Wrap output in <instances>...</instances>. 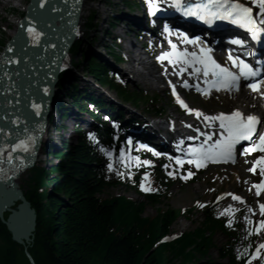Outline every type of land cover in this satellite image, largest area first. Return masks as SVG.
<instances>
[{"label":"trees","instance_id":"16d2710c","mask_svg":"<svg viewBox=\"0 0 264 264\" xmlns=\"http://www.w3.org/2000/svg\"><path fill=\"white\" fill-rule=\"evenodd\" d=\"M78 46L75 42L71 52H77ZM85 66L98 82L116 88L125 99L145 100L139 92L124 90L97 59ZM154 109L159 111L156 105ZM96 162L84 141H77L64 162L52 167L62 175V179L48 180L56 181L54 195L43 187L46 173L41 165L27 170L20 187L36 212L33 239L26 246L16 243L0 220V264H31L25 250L35 264H242L224 246L218 248L222 260L208 256L213 233L229 231L211 208L205 209L203 220L192 230L172 241L158 242L181 211L158 208L155 216L143 217V202L123 195L100 197L103 188L114 182L106 180ZM143 197L147 203H160L158 194Z\"/></svg>","mask_w":264,"mask_h":264},{"label":"water","instance_id":"95a60500","mask_svg":"<svg viewBox=\"0 0 264 264\" xmlns=\"http://www.w3.org/2000/svg\"><path fill=\"white\" fill-rule=\"evenodd\" d=\"M82 6L83 0H43V6L41 0H28L14 34L0 53V148L4 149L0 153V220L21 245L33 239L36 212L19 187V175L34 162L55 76L77 35ZM29 27L41 34L35 43ZM33 103L41 105L39 116ZM29 135L36 137V143L27 152H12L9 162L11 146ZM25 254L35 264L27 250Z\"/></svg>","mask_w":264,"mask_h":264},{"label":"snow or ice","instance_id":"6c2138e0","mask_svg":"<svg viewBox=\"0 0 264 264\" xmlns=\"http://www.w3.org/2000/svg\"><path fill=\"white\" fill-rule=\"evenodd\" d=\"M146 4L148 7V12L150 15H154L156 11L159 10L158 0H146ZM41 6H43V0H41ZM173 6L179 10L183 11V14L186 16H195L200 20L205 21L206 23L211 24L213 20H228L233 24H237L242 28H245L255 39L257 35L261 32L260 24L264 23V0H249V3L243 2V0H199L196 3H182L181 0H173ZM254 8L257 11L254 13ZM168 30L167 28L165 29ZM29 35L32 37L33 42H37L39 36L41 35L34 28L29 27L27 29ZM199 37L195 39H189L188 37H184V42L189 44H197L199 41ZM171 43V42H170ZM235 43L243 44V41H235ZM172 51L165 52L157 59L163 61L165 59L169 60L170 63L176 64L178 62H183L188 65L200 64L203 66V75L205 77L209 76L211 73L213 80L210 81L212 87H223L231 90L232 88H236L238 90V82L241 77H255L258 75L257 71H255L249 64L240 60L238 57L233 58L229 55V59L232 60L233 66L239 68V73L230 71L227 67H222L218 64L208 52L210 50L201 49V54L197 56L195 52H188L187 49L183 51L177 50V45L172 44ZM11 51V49H9ZM11 62V61H5ZM195 71L199 72L201 69L197 68ZM206 83H209L206 81ZM264 85V80H257L254 83L248 84V87L253 91L260 92V86ZM184 86L187 87V81L184 82ZM199 90V89H198ZM45 92L48 91L47 88L44 89ZM173 94L176 96L177 102L184 107L188 112H194L195 115L199 118L203 116V119L206 122H219V139H216L214 142L212 141L214 133L205 132L202 135L205 137L204 142L197 147L190 146L187 150V154L192 157L189 159L187 163L195 164L197 168L205 167L206 163L211 162H227L231 160L235 162V153L236 146L240 144L242 141H249L250 143L243 147L241 155H247L253 152L264 153V132L258 131V125L260 123V118L255 115H243L239 110H234L230 114L219 113L214 116H208L202 113L199 109H191L185 103L184 100L180 98V96L173 89ZM261 96H264V92H260ZM32 108L35 109V114L37 116L40 115L41 105L37 103L32 104ZM13 123H18V121H12ZM209 127L212 126L211 123L208 124ZM191 127V125H189ZM3 129H0L2 132ZM199 132V129H197ZM258 137V138H257ZM90 139H95L94 134H89ZM195 137H189V139H194ZM36 143V137L33 135H29L27 140L20 139L17 143L11 146V151L8 153L9 162L12 159V152L17 150H21L24 152L29 151V148ZM182 143V141H181ZM141 147L147 148L146 145H142ZM151 151L153 155L159 156L160 153L156 152L154 149H147ZM4 151L3 148H0V153ZM101 151L104 152L111 160L112 153L107 151L106 149L101 148ZM121 161L125 162V166L131 164V161L134 159L136 162V166H151L152 162L149 160H140V157L128 158L125 161V152L121 150L120 152ZM176 164L183 166L185 161L180 157L175 158ZM108 169L111 171L113 169V164L109 162L107 165ZM167 167V166H166ZM257 169H259V175L261 176V180L259 183L253 184V188L256 189V195L260 196L262 192H264V155L258 156L253 162L252 167L249 168L250 172L256 174ZM117 175L123 176V173L117 172ZM169 175H173V173H169ZM194 175L193 172L189 171L188 175L183 177L184 179L190 178ZM148 173L144 174V177L141 180L140 187L143 191H155L150 187H146L144 181L147 180ZM232 196V199L235 201H239L240 203H246L242 197L237 196L235 194H228ZM219 199V198H218ZM203 207L204 205H199ZM260 215L264 217V203L259 204ZM249 212H253V209L249 208ZM234 211L237 209H232L229 206L228 209H225L224 213L232 215ZM245 220L249 225L255 223L256 227L249 228V235H252L253 232L259 235L262 230H264V219L254 222L249 217H245ZM232 221H228V225L231 226ZM167 239V237L165 238ZM261 249H264V242H261L254 253H252L246 264H251L252 260L260 257L262 261H264V257H261ZM248 250L245 249L243 253L238 255V258L242 255H247Z\"/></svg>","mask_w":264,"mask_h":264},{"label":"rangeland","instance_id":"374dc122","mask_svg":"<svg viewBox=\"0 0 264 264\" xmlns=\"http://www.w3.org/2000/svg\"><path fill=\"white\" fill-rule=\"evenodd\" d=\"M6 1V0H3ZM27 0H22V4H26ZM108 1L109 3L106 4L105 2ZM20 0H13V4H18ZM116 2H120V0H86L85 1V7L83 10V19L82 21L86 20L87 15L88 17L92 16L94 18V23L97 22V26L102 23L103 18L114 14V13H119L121 14L122 12L124 13V8L122 5L116 4ZM92 5L97 6L99 8L100 14H98L97 10L92 9ZM21 10L18 8H12L10 4L6 5L4 9H0V50L2 49L3 43L10 37L12 32L14 31L15 24L12 23L11 18L14 19L15 17H20L21 16ZM97 16V17H95ZM99 16V18H98ZM94 34V29L89 32V34H86L83 38L84 41H80V49L87 50L90 49V45L95 47L96 43L94 44L90 42L92 41L91 39L93 38L92 35ZM132 38V36H130ZM3 41V42H1ZM75 61H77V57L81 58V53H78L77 56L72 55ZM83 69V66L79 62L78 68H75L76 72H81ZM119 73L122 76V80L127 83V86L130 90L133 89H139L144 92H148L151 95L153 94H158V101L159 105L163 106L165 108L164 116L162 118V121L166 120V116L171 115L172 117L175 115L173 108L170 106L169 103V97L167 96V90H161V89H153L150 87H146L142 84H134L131 81H128V78L124 77L122 73L119 71ZM138 77H147L149 81L153 85L154 84L153 79L148 75L146 72L143 74H136L135 78ZM90 79H92L90 77ZM165 88V84L162 83ZM99 91L105 93L106 95H109L111 97V102H115L118 104H121L125 108H129L133 110L134 114L138 117H143L147 116L148 114H151V112L147 111L146 109V104L145 103H139L135 105L131 101H124L121 99V97L113 90L109 89L108 87H102L99 88ZM188 95L191 98V101L194 106L200 107L203 109L205 113L207 112H220V111H230L234 108H237L238 106H241L240 101L231 102L228 103L222 98L218 97H213L209 101H204L199 98L194 97L192 93H188ZM164 127L166 126V123L163 125ZM155 164L158 162L155 161ZM242 168L241 176L240 179H234L232 176L229 175V171H231L230 168L227 167H209L205 169L203 172H200L197 175L196 180L193 181H186V180H178L174 181V183L169 187L168 190V198L165 199V204L169 205L170 208H188L191 207L192 205L198 206L199 204L205 202L207 204H212L216 203V195L218 193H221L226 190H234V191H241L243 192L244 187L243 185L248 181L247 180V164H243V167L241 166H236V169ZM26 172L24 171L22 174L19 176V182H21L24 178H26ZM254 180L256 178H253ZM245 193V192H243ZM123 194L127 197L132 198L133 200H140V197L135 193L133 189H126L123 186H113V187H105L103 189V192L100 196L106 197L108 195H119ZM247 195V193H245ZM249 200L253 204V199L251 198L249 194ZM240 204H237L239 206ZM204 208V207H202ZM233 208V207H232ZM215 209L218 212V216L220 218H227L229 220L231 219L232 216L230 215H223L222 211L224 209V204H215ZM246 212V211H245ZM244 212V213H245ZM156 214V206L152 204H145V207L143 209L142 215L145 217H151ZM203 218V214L201 211L197 209H193L192 216L190 219H185L184 217H179L174 223L171 225L170 229L171 232H174L175 234H178V232H183L187 231L190 228H192L194 225L198 224ZM190 220L191 223L189 222ZM183 221V222H182ZM243 222V221H242ZM244 223V222H243ZM242 228L240 229L242 233L241 240L236 247L235 251H239L241 248V245L243 241L247 239V234L248 230L245 229V225L241 224ZM244 225V226H243ZM181 227V229H180ZM213 244L214 247L210 249L209 251V257L213 259H219L218 252L216 250V247H219L221 245H224L227 240V235L221 231H216L213 236ZM256 241V239H255Z\"/></svg>","mask_w":264,"mask_h":264},{"label":"bare ground","instance_id":"6f19581e","mask_svg":"<svg viewBox=\"0 0 264 264\" xmlns=\"http://www.w3.org/2000/svg\"><path fill=\"white\" fill-rule=\"evenodd\" d=\"M13 0H6V1H3V0H0V9H4L5 7H6V5H8V4H10L11 2H12ZM19 1V0H18ZM107 2V1H106ZM99 11H101V10H99ZM10 21H12V23L14 22V19H12L11 18V20ZM15 28H16V26H15ZM15 28H14V31H15ZM13 33V32H12ZM69 57V56H68ZM147 69V68H146ZM67 70V69H66ZM122 70V69H121ZM148 70H149V68H148ZM122 72H123V74H124V76H126V77H128V79H130L132 82H134V83H138V84H143V85H146V86H152L153 87V85L150 83V82H148L149 80H147L148 78L147 77H140V78H133L132 77V75H131V72L130 71H128L127 69H124V70H122ZM140 72V71H139ZM141 73V72H140ZM139 73V74H140ZM148 73L150 74V72L148 71ZM75 73L73 72V71H70L69 69H68V71H67V75H66V77H65V82L64 83H66L65 85H67V83L69 82V81H71V80H73V79H75ZM177 79H178V77L177 76H175V78H174V80L175 81H177ZM160 82V81H159ZM194 83H191V85H193ZM180 86H181V84H179ZM65 91V89H61V92H54L53 93V97H55L58 101H60V98H62L63 99V97H62V93ZM223 96H226V97H230L229 95H227V94H224ZM238 99L237 100H239V101H241L242 103V105L248 110L249 109V107H248V105L249 104H253V105H258V102H257V97H256V95L255 94H249L247 91H241L240 92V94L238 95ZM61 99V100H62ZM229 99V98H228ZM231 100V99H230ZM232 101V100H231ZM232 102H234V101H232ZM59 103H61V102H59ZM56 109V108H55ZM133 114V113H132ZM133 118L134 119H136V120H138L137 118H138V116H136V115H134L133 116ZM147 122V121H146ZM207 123H210V122H207ZM213 124H215V125H219V122L217 121V122H214ZM147 125V127H149L150 128V130L152 131V132H156V125H153L152 126V124L151 123H148V124H146ZM144 126V124H142L141 125V127H143ZM152 127H154L153 129H152ZM154 134V133H153ZM155 136H157V135H155ZM231 168H233L232 169V171H230L229 172V175L230 176H232V178H234L235 180L236 179H239L240 178V176H241V171L240 170H237V169H234V167H231ZM244 190L246 191V192H248V191H250L251 190V184L250 183H247L245 186H244ZM262 196V194L260 195V197ZM255 197H257L258 198V196L256 195ZM219 199H222V198H219ZM228 209V208H227ZM224 213V212H223ZM183 222V221H182ZM180 229H181V227H180Z\"/></svg>","mask_w":264,"mask_h":264}]
</instances>
